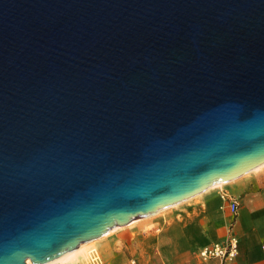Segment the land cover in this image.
Instances as JSON below:
<instances>
[{"label":"water","instance_id":"95a60500","mask_svg":"<svg viewBox=\"0 0 264 264\" xmlns=\"http://www.w3.org/2000/svg\"><path fill=\"white\" fill-rule=\"evenodd\" d=\"M262 165L264 0H0V264Z\"/></svg>","mask_w":264,"mask_h":264},{"label":"crops","instance_id":"0c3cea01","mask_svg":"<svg viewBox=\"0 0 264 264\" xmlns=\"http://www.w3.org/2000/svg\"><path fill=\"white\" fill-rule=\"evenodd\" d=\"M231 200L238 203L235 213L229 208ZM147 218L98 243L104 258L96 251L74 263L264 264V166ZM230 237L238 240L234 259L200 256L203 247L225 245Z\"/></svg>","mask_w":264,"mask_h":264},{"label":"built area","instance_id":"2783aa9c","mask_svg":"<svg viewBox=\"0 0 264 264\" xmlns=\"http://www.w3.org/2000/svg\"><path fill=\"white\" fill-rule=\"evenodd\" d=\"M229 208L233 213H235L238 208L237 201L231 200L229 202ZM199 254L203 259L220 258L224 261L232 260L238 254V240L236 237H230L227 244H214L211 246H205L200 250ZM95 260L98 261L97 258ZM132 264L137 263L136 261H132Z\"/></svg>","mask_w":264,"mask_h":264},{"label":"bare ground","instance_id":"6f19581e","mask_svg":"<svg viewBox=\"0 0 264 264\" xmlns=\"http://www.w3.org/2000/svg\"><path fill=\"white\" fill-rule=\"evenodd\" d=\"M262 166H264V165H262ZM262 166H260V167H258V168H256V169H254V170H257V169H259V168H261ZM253 170V171H254ZM219 185H221V184H218V186ZM215 186H217V185H215ZM214 186V187H215ZM163 211H160L159 213H162ZM159 213H157V214H155V215H153V216H151V217H148L147 219H149V218H152V217H154V216H156V215H158ZM141 219H137V220H134V221H132L128 226H131V225H133L134 223L136 224L138 221H140ZM119 229H121V227L119 228V227H117V228H115V229H112L111 231H109L108 233H106L105 235H103L102 237H100V238H98V239H96V240H93V241H90V242H87V243H83V244H81L77 249H75L74 251H71L70 253H68V254H66V255H64V256H62V257H59V258H57V259H55V260H52V261H50V262H48V263H45V264H68V263H71V258L75 255V254H77L78 252H80V251H82V250H86V249H88L90 246H92V245H94L95 243H97L98 241H100V240H102V239H104V238H106V237H108L109 235H111L112 233H114L115 231H117V230H119ZM89 255H91V252L89 253ZM75 257V256H74ZM91 257V256H90ZM89 257V258H90ZM27 264H33L30 260H28L27 261Z\"/></svg>","mask_w":264,"mask_h":264},{"label":"rangeland","instance_id":"374dc122","mask_svg":"<svg viewBox=\"0 0 264 264\" xmlns=\"http://www.w3.org/2000/svg\"><path fill=\"white\" fill-rule=\"evenodd\" d=\"M105 240V239H104ZM103 239L98 241L97 243H95L94 245L90 246L88 249L86 250H82L80 252H78L77 254H75L71 259V263H68V264H75L74 262H77V261H83V260H88L89 258V253L91 252V255H93L96 251H98V254L103 257L104 252L102 250L99 249L98 247V243L100 242H103L104 241ZM97 256V255H96ZM106 256V255H105ZM104 258V257H103Z\"/></svg>","mask_w":264,"mask_h":264}]
</instances>
